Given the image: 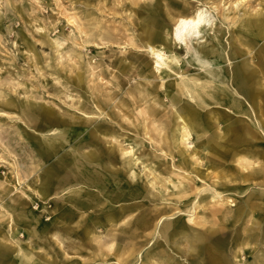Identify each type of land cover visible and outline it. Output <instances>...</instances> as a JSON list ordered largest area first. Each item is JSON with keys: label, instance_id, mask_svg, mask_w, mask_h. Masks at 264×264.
<instances>
[{"label": "rangeland", "instance_id": "rangeland-1", "mask_svg": "<svg viewBox=\"0 0 264 264\" xmlns=\"http://www.w3.org/2000/svg\"><path fill=\"white\" fill-rule=\"evenodd\" d=\"M199 8L213 17L200 45L223 49L217 70L247 68L257 99L243 97L241 114L198 107L175 148L173 116L194 106L176 93L180 75L204 72L157 73L144 39L156 26L184 57L170 30ZM244 17L264 23V0H0V264H213L211 242L221 264H264V39L242 32ZM215 113L218 130L206 122ZM131 150L137 180L119 157ZM93 168L108 189L83 184ZM130 188L140 196L126 202ZM157 212L184 234L156 246L142 225ZM196 235L209 239L186 238Z\"/></svg>", "mask_w": 264, "mask_h": 264}, {"label": "bare ground", "instance_id": "bare-ground-1", "mask_svg": "<svg viewBox=\"0 0 264 264\" xmlns=\"http://www.w3.org/2000/svg\"><path fill=\"white\" fill-rule=\"evenodd\" d=\"M212 19L213 17L206 8H199L191 15L179 14L174 20V24L170 30V37L173 41L174 48L176 50L184 51V57H181L178 53L174 52L172 48L165 51L160 43V40L157 39L159 32L156 26H152V33L148 34L144 39V47L146 48V51L152 56V59L154 60V69L157 73H163V75L174 74L175 69L183 70L185 67L190 69L194 67L196 71L204 72V74L199 75L200 77L195 78L194 82L188 78H183V76L180 75V84L176 93L180 96L186 95V97H188V99L194 103V106H188L186 108L183 107L179 110L178 115L174 114L173 116V120L179 121L180 123L176 130H173V134H171V141L175 148L177 147V143L186 145L189 141L191 132L189 129V124L192 118H199L200 110L198 107L200 108L201 106L204 108L202 105L208 106L209 104L214 103L210 101L215 100L217 104L227 107L229 109L228 111L241 114L245 113L243 111L242 104V102H244L243 97L244 99H248L254 103L257 99V88H255L257 86L255 83L258 80H254L253 75L249 70H247V68L243 66H235L234 68L228 69L227 72L225 71V73L222 69L217 70V66H219L222 62L221 51L223 52V49H208L206 46L203 47L200 45L203 41L204 33H208L213 26ZM238 26L240 29H242V32L245 35L254 36L258 40L264 39V23L261 19L244 17L240 19ZM234 57L235 53L231 49L230 56L227 58V61L232 59L234 60ZM185 72H188V70ZM222 73L224 74L222 75ZM225 81L230 82L229 89L228 85H222ZM210 89H212V92H210ZM214 90L216 91L214 92ZM220 93H224L227 100H224V97L219 95ZM201 102L202 104H200ZM217 114L219 113H215L213 117H209L206 120L208 126L215 127V130H218V123L216 120H214L212 123L211 120L212 118H215ZM155 125H157V123L152 124V126ZM188 148L190 147L188 146L187 149ZM119 157L121 159L122 166L127 167L129 174H131L133 179L137 180L132 169L137 164V162H139V158L134 156L132 150L125 153L120 151ZM90 160H92V162H98L99 158L90 156ZM236 162L241 165L242 168H245L247 165H251L250 160L246 159L245 157H239ZM90 173L91 174L88 177L89 183L83 184L95 189H98L100 186H102L103 189L106 188L107 183L105 181L106 177L104 174L98 173L96 170H94V168L93 172ZM103 176L105 177L104 179L101 178ZM184 181L188 183V181ZM62 182L68 183V179L64 178ZM172 185L176 189L181 188L180 190L182 193H187L189 191L188 184L176 182V184L174 183ZM106 189H108V186ZM153 190H159V188L150 182L148 195L152 198H156ZM139 194L140 192L137 189L130 188L124 194V197L126 198L125 201L129 202L132 200H137L140 196ZM92 196L96 197L95 194H92ZM192 210H194V208L188 212H191ZM159 215L160 214L157 212L149 219H144L142 225L144 229L153 228L152 237H157L155 242L156 246H159L160 237H162L166 242L169 241L171 243L173 242L176 234H184L185 228L183 227L176 229V224H174L175 222H173L172 219L165 221L162 224H160V220L156 222ZM188 222H193L191 217L188 218ZM123 224L125 223L123 222ZM169 229L172 230V233L168 232ZM186 238L191 242V244H198L204 238L209 239L207 236L202 238L197 235L190 237L186 236ZM190 249L192 248L190 247ZM193 249L196 250L194 246ZM156 251L161 254L160 251ZM203 251L209 261H211L213 264L219 263L220 252L219 246L216 242H211L205 245ZM18 254H23V250L20 249ZM19 261L28 264H35L34 261L25 254L23 255V260L19 259ZM221 263L222 262L219 264Z\"/></svg>", "mask_w": 264, "mask_h": 264}]
</instances>
